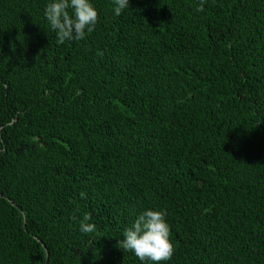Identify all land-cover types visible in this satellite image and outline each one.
<instances>
[{"label": "trees", "instance_id": "trees-1", "mask_svg": "<svg viewBox=\"0 0 264 264\" xmlns=\"http://www.w3.org/2000/svg\"><path fill=\"white\" fill-rule=\"evenodd\" d=\"M50 2L0 0V264H153L118 246L147 209L161 264H264V0H91L62 45Z\"/></svg>", "mask_w": 264, "mask_h": 264}, {"label": "clouds", "instance_id": "clouds-1", "mask_svg": "<svg viewBox=\"0 0 264 264\" xmlns=\"http://www.w3.org/2000/svg\"><path fill=\"white\" fill-rule=\"evenodd\" d=\"M114 12L121 15L129 8V0H112ZM206 0H200L197 11L203 12ZM71 9V13L69 11ZM45 18L52 31L56 33L57 44L66 41H81L91 34L98 23L99 12L91 0H52L45 7ZM97 55L102 56V52ZM82 199L87 198L85 191L80 192ZM167 209H147L141 212L135 221L126 227L122 233L124 239L118 241V246L125 252H132L140 261H151L161 264L171 260L175 252L172 242L171 226L167 221ZM73 219L76 216L73 215ZM90 213L83 215L80 220L82 233H93L96 224L89 223Z\"/></svg>", "mask_w": 264, "mask_h": 264}]
</instances>
